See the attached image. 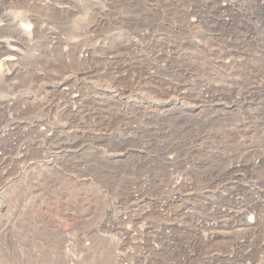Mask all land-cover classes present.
Segmentation results:
<instances>
[{
	"label": "rangeland",
	"instance_id": "1",
	"mask_svg": "<svg viewBox=\"0 0 264 264\" xmlns=\"http://www.w3.org/2000/svg\"><path fill=\"white\" fill-rule=\"evenodd\" d=\"M0 26V264H264V0H0Z\"/></svg>",
	"mask_w": 264,
	"mask_h": 264
},
{
	"label": "bare ground",
	"instance_id": "2",
	"mask_svg": "<svg viewBox=\"0 0 264 264\" xmlns=\"http://www.w3.org/2000/svg\"><path fill=\"white\" fill-rule=\"evenodd\" d=\"M4 14V13H3ZM5 22H7L8 24H11V27H13V31L17 34V36L16 37H20V38H26V39H28V38H30L31 36H32V34L34 33V26L33 25H31L32 23H30V21H29V18H28V20L26 19V18H16V20H13L11 23H10V19H8V14L7 13H5ZM4 19V18H3ZM6 27L7 26V24L5 25L4 23H2V27ZM33 26V27H32ZM1 27V26H0ZM216 36V35H215ZM18 39V38H17ZM28 40H30V39H28ZM15 41V40H14ZM20 41V40H19ZM19 41H17V43L19 42ZM26 41V40H25ZM4 46H5V48H6V54H7V57L5 58V60H4V63H9L13 58H12V56H14V54H16V53H18L19 52V46L17 47V45H16V43L15 42H12L11 40H5V42H4ZM0 46H1V44H0ZM2 47V46H1ZM219 55V54H218ZM220 56V55H219ZM2 61H3V59H2ZM11 63V62H10ZM1 64V63H0ZM3 75H4V73H3ZM1 76V75H0ZM5 77V76H4ZM7 77V76H6ZM5 77V78H6ZM201 77V76H200ZM1 82V81H0ZM175 87V86H174ZM58 88V87H57ZM134 89V88H133ZM105 90V89H104ZM128 89H126V91H127ZM129 91V90H128ZM170 91V90H169ZM139 92V91H138ZM74 93V92H73ZM124 93V92H123ZM129 93V92H128ZM175 93V92H174ZM74 94H76V92L74 93ZM121 94V93H120ZM174 95V94H173ZM177 95V94H176ZM73 96V95H72ZM78 96V95H77ZM74 97H75V95H74ZM185 97H186V93L185 92H180L179 94H178V96H177V101H179V100H181L182 99V101L185 99ZM172 98V97H171ZM76 100H78V102H79V98L78 99H76ZM174 100V99H173ZM219 105V103H215V106H218ZM37 121V120H36ZM41 130V129H40ZM42 131V130H41ZM45 130H43V132H44ZM47 131H48V129H47ZM39 133H41V132H39ZM47 133V132H46ZM48 134V133H47ZM42 137V136H41ZM169 154V153H168ZM174 155V154H173ZM173 155L171 156V157H173ZM166 157H169V156H166ZM168 160V159H167ZM173 160V159H172ZM256 184V183H255ZM262 184V183H261ZM259 186H261V185H259ZM261 194V193H260ZM262 195V194H261ZM240 204V202L238 203V205ZM240 206V205H239ZM248 207V206H247ZM252 207V206H251ZM250 206H249V209L251 208ZM239 208V207H238ZM242 209V208H241ZM239 210V209H238ZM253 210V209H252ZM251 210V211H252ZM250 211V212H251ZM244 213V212H243ZM247 213V212H246ZM245 214V213H244ZM243 214V215H244ZM251 214V213H250ZM256 214H257V212H256ZM256 214H255V219H256ZM242 216V215H241ZM246 216H248V215H246ZM252 216V215H251ZM257 216H259V215H257ZM238 217H240V216H238ZM244 216H242V218H243ZM248 217H250V216H248ZM246 218V217H245ZM258 218V217H257ZM247 219V218H246ZM245 219V220H246ZM241 220V219H240ZM244 220V221H245ZM253 221L255 222V220L253 219ZM249 222V221H248ZM248 222H246L245 221V223H248ZM250 222L252 223V220H250ZM240 223H243L242 221L240 222ZM253 224V223H252ZM249 225H250V223H249ZM240 226H243V224L242 225H240ZM252 227H254V226H252ZM257 228V227H256ZM245 230V229H244ZM256 230V229H255Z\"/></svg>",
	"mask_w": 264,
	"mask_h": 264
}]
</instances>
